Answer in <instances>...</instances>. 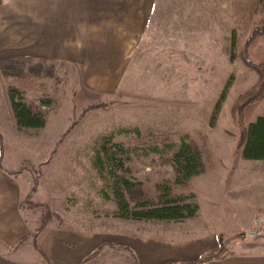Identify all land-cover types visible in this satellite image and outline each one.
Wrapping results in <instances>:
<instances>
[{
    "label": "rangeland",
    "instance_id": "1",
    "mask_svg": "<svg viewBox=\"0 0 264 264\" xmlns=\"http://www.w3.org/2000/svg\"><path fill=\"white\" fill-rule=\"evenodd\" d=\"M41 1L0 0V98L18 89L46 121L40 129L16 126L14 134L0 121L4 164L19 169L14 174L28 173L21 180L26 213L43 223L49 207L52 222L60 225L72 220L78 227H120L138 235H166L189 225L191 219L116 216L107 150L114 164L121 161L116 172L140 182V193L149 199L156 200L164 187L176 195L194 193L201 212L193 223L230 239L227 250L249 234L258 236L264 160L243 159L238 144L249 120L264 116V100L250 117L235 113L234 105L259 79L243 57L264 62V0H154L145 44L135 50L129 69L117 73L85 71L66 57L15 56L29 49L18 37L25 8L36 12ZM18 46L21 50L11 48ZM20 61L26 64L19 75ZM182 139L202 153L206 166L187 185L177 184L176 147L170 148ZM36 181L37 192L30 196ZM249 223L255 225L247 232ZM3 262L22 264L0 250Z\"/></svg>",
    "mask_w": 264,
    "mask_h": 264
},
{
    "label": "crops",
    "instance_id": "2",
    "mask_svg": "<svg viewBox=\"0 0 264 264\" xmlns=\"http://www.w3.org/2000/svg\"><path fill=\"white\" fill-rule=\"evenodd\" d=\"M153 4L154 0H43L36 12L25 8L23 35L18 37L29 49L15 56L66 57L81 63L85 71L125 72L135 50L145 44ZM11 48L21 50V46ZM0 121L14 134L16 123L7 97L0 98ZM0 134L5 138V131ZM5 156L0 144V250L17 263L189 264L220 248L218 232L193 223L200 216V204L198 216L189 225L168 230L166 235L129 234L112 226L83 228L65 220L42 229L35 246L33 234L42 223L21 207L25 200L21 180L28 173L14 174L19 169L8 168ZM251 223L247 232L254 228ZM259 226L254 239L249 234L237 241L238 248H229L221 258L205 264H264V219Z\"/></svg>",
    "mask_w": 264,
    "mask_h": 264
},
{
    "label": "trees",
    "instance_id": "3",
    "mask_svg": "<svg viewBox=\"0 0 264 264\" xmlns=\"http://www.w3.org/2000/svg\"><path fill=\"white\" fill-rule=\"evenodd\" d=\"M250 45L251 44L248 43L247 48ZM247 54H249V51ZM243 58L246 66L257 72L259 79L250 90L239 96L234 105V111L235 113L237 112L238 114L243 115L245 113V115L250 117L251 113L259 103L264 100V62H253L246 56ZM25 64V62L20 61L18 67L19 75L21 73L23 74ZM228 86L229 85L224 89L222 97L215 108L213 116L214 121L219 113L221 103L226 97ZM8 101L18 129H40L45 126V119L40 114L34 112L32 108L22 100L21 92L18 89H9ZM43 103L48 104L49 101H43ZM2 146L3 144L1 143V150ZM170 146V148L176 147L173 154V163L177 172V184L187 185L191 179L206 172L202 153L194 148L186 139H182L179 145L172 144ZM238 151L245 160H264V116L258 117L255 121L249 120L247 126L242 129ZM104 152L109 167V174L113 180V192L118 207L116 216L124 220L146 222H184L198 216L200 207L197 196L194 193L176 195L171 188L164 187L161 195H159L156 200L149 199L145 197L142 192L140 193L142 187L140 182L116 172V166L119 169L123 168L121 161H117V163L114 164L112 162V156L109 155L108 151L104 150ZM34 179L36 180L35 176ZM37 187L38 181L34 182L30 196L37 192ZM136 193H139L140 196L136 197ZM47 208V218L43 221L40 228L33 234L35 246H37L36 241L39 232L52 222L51 217L55 214L50 212L49 207ZM229 240L230 239L225 240L222 235H219L220 248L217 251L208 252L197 262L189 264H205L208 261L221 258L227 252L228 246L226 242ZM47 263L51 264L48 261ZM3 264L16 263L3 262Z\"/></svg>",
    "mask_w": 264,
    "mask_h": 264
},
{
    "label": "water",
    "instance_id": "4",
    "mask_svg": "<svg viewBox=\"0 0 264 264\" xmlns=\"http://www.w3.org/2000/svg\"><path fill=\"white\" fill-rule=\"evenodd\" d=\"M257 232H259V224H258V226H257Z\"/></svg>",
    "mask_w": 264,
    "mask_h": 264
}]
</instances>
